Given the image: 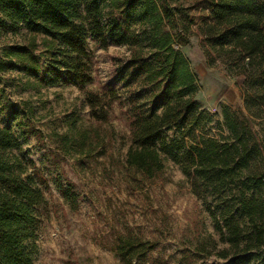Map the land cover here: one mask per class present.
Listing matches in <instances>:
<instances>
[{
	"label": "trees",
	"instance_id": "trees-1",
	"mask_svg": "<svg viewBox=\"0 0 264 264\" xmlns=\"http://www.w3.org/2000/svg\"><path fill=\"white\" fill-rule=\"evenodd\" d=\"M20 28L26 42L1 48L0 82H15L4 74L16 69L25 90L72 84L88 108L86 127L69 122L53 133V158L84 164L108 154L116 117L125 128L119 166L129 185L142 189L162 177L167 158L201 201L219 246L200 239L197 228L196 256H215L216 264H264V0H0V38ZM193 37L208 65L225 64L243 80V110L222 105L218 132L196 99L197 77L181 51ZM109 43L126 46L127 55L112 58L109 79L92 88L89 44L106 50ZM13 110L0 90V115ZM16 126L43 141L31 123L18 119ZM55 183L75 210L80 194L63 170ZM46 187L11 128L0 127V264H33L43 221L36 208L47 202ZM156 248L129 227L110 247L119 264H170L165 256L152 257ZM181 260L192 257L185 250Z\"/></svg>",
	"mask_w": 264,
	"mask_h": 264
},
{
	"label": "rangeland",
	"instance_id": "rangeland-1",
	"mask_svg": "<svg viewBox=\"0 0 264 264\" xmlns=\"http://www.w3.org/2000/svg\"><path fill=\"white\" fill-rule=\"evenodd\" d=\"M14 42H26L24 28H20L16 36L1 35L0 58L2 46ZM89 47L94 58V79L90 86L95 88L109 79L112 58H122L127 51L126 46L113 43H109L106 50L93 44ZM41 49L40 45L37 52ZM181 51L197 77L196 99L200 107L212 115L211 131L218 132L222 105L243 110V80L229 72L225 64L208 65L199 38H191ZM4 75L15 79V82H0V90L14 110L10 115H0V127L11 128L47 183L44 189L47 202L36 208L43 221L37 233L33 264H119L110 247L115 235L123 232L124 227L156 242L158 248L152 257L165 256L170 264L218 263L215 256L194 254L197 228L201 231L200 239L210 241V246L213 243L219 246V236L178 166L164 158L162 177L142 189L129 185L119 166L127 149L125 128L116 117L111 121L116 138L111 142L108 154L97 155L84 164L72 157L60 158L57 154L53 158L50 152L54 148V132L65 130L69 122L75 127H86L90 122L88 108L79 90L72 84L62 83L41 88L38 92L25 90L16 81V69ZM25 104L34 109H25ZM18 119L38 129L43 141L17 127ZM260 123V120L256 121V128L263 126ZM110 153L114 161L109 159ZM58 170H63L80 194L75 210L64 203L56 189ZM31 171L29 168L28 173ZM185 250L192 257L188 263L181 260Z\"/></svg>",
	"mask_w": 264,
	"mask_h": 264
}]
</instances>
